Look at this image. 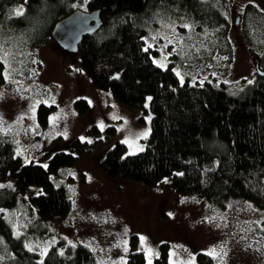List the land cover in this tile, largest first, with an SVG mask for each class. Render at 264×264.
Returning a JSON list of instances; mask_svg holds the SVG:
<instances>
[{
	"label": "rangeland",
	"instance_id": "374dc122",
	"mask_svg": "<svg viewBox=\"0 0 264 264\" xmlns=\"http://www.w3.org/2000/svg\"><path fill=\"white\" fill-rule=\"evenodd\" d=\"M212 1L230 19L234 62L229 72L214 68L226 63L223 55L215 58L216 64H208L216 41L210 18L178 2H165L150 14L145 48L157 66L163 65L158 67L179 72L176 76L180 82L183 77V83L214 81L236 87L243 79L253 81L257 59L246 38L255 47H264V0ZM203 3L207 10H216L209 0ZM250 3L262 11L247 9ZM185 23L192 28L183 27ZM11 39L12 44L5 43L0 51L5 68L0 132L10 137L20 163L8 170L0 189L17 193L18 204L6 211L15 234H23L33 219L41 217L33 198L44 193L41 185L23 189L17 172L30 163L47 170L50 158L63 152L77 162L50 173V178L68 190L72 207L64 217L47 219L48 226L34 228L39 235L49 229L54 241L63 242L62 250L86 246L96 264H127L130 254L142 252L147 264H153L166 244L170 264H198L200 253L218 264H264V212L250 203L223 200L221 208L213 199L177 193L168 177L148 187L102 171V161L117 143L126 145V155L145 150L154 116L149 97L144 108L135 109L117 101L111 91L96 89L82 69L79 53L65 52L52 37L38 51L39 81L29 55L19 51L20 47L26 51L30 39ZM216 43L224 47L221 41ZM80 99L90 106L85 115L76 109ZM41 105L55 108L45 125L38 118ZM145 132L146 137L141 135ZM28 247L44 257L51 245L38 238ZM213 248L218 256L209 254Z\"/></svg>",
	"mask_w": 264,
	"mask_h": 264
},
{
	"label": "trees",
	"instance_id": "16d2710c",
	"mask_svg": "<svg viewBox=\"0 0 264 264\" xmlns=\"http://www.w3.org/2000/svg\"><path fill=\"white\" fill-rule=\"evenodd\" d=\"M204 1L207 0H0V51L5 43L12 42L11 38H29L26 51L24 47L19 51L29 55L34 77L40 81L38 51L50 41L55 26L76 11L100 10L102 27L79 46L84 73L96 89L111 91L117 101L131 108H144L151 97L154 114L145 150L126 155V145L117 143L102 161V171L110 178L122 176L148 187L168 177L181 195H198L216 203L245 201L264 212V78L258 74L264 72V47H255L246 38L257 59V72L253 81L243 79L236 87L214 81L181 83L171 68L158 67L150 51L144 50L150 14L165 2H178L210 18L213 39L224 43V47L214 41L208 64H216L215 58L223 55L226 63L219 62L214 68L229 72L234 62L230 19L222 13L221 5L219 9L209 0L216 10H207ZM21 6L25 7L24 15L17 16L15 9ZM247 9L262 11L251 3ZM4 69L0 61V89L5 84ZM117 75L119 78L113 79ZM75 105L80 114L90 110L85 99ZM54 109L39 107L42 124L48 123ZM76 162V157L61 152L50 158L47 170L30 163L17 172L23 189L32 185L44 189L33 198L41 217L33 219L23 234L14 233L6 216V211L18 204L17 193L0 189V264H96L88 247L62 250L63 242L54 241L49 229L41 230L42 235L34 229L38 225L46 227L47 219L64 217L70 211L68 190L51 180L50 173L57 174ZM19 163L10 137L0 132V182ZM38 238L51 245L44 257L28 247L29 241ZM197 262L218 264L203 253L197 255ZM127 264H147V258L142 252H134ZM153 264H170L166 244Z\"/></svg>",
	"mask_w": 264,
	"mask_h": 264
},
{
	"label": "water",
	"instance_id": "95a60500",
	"mask_svg": "<svg viewBox=\"0 0 264 264\" xmlns=\"http://www.w3.org/2000/svg\"><path fill=\"white\" fill-rule=\"evenodd\" d=\"M102 25L100 10L76 11L55 26L52 38L65 52L78 53L84 38L94 35ZM258 74L264 78V72L258 71Z\"/></svg>",
	"mask_w": 264,
	"mask_h": 264
},
{
	"label": "snow or ice",
	"instance_id": "6c2138e0",
	"mask_svg": "<svg viewBox=\"0 0 264 264\" xmlns=\"http://www.w3.org/2000/svg\"><path fill=\"white\" fill-rule=\"evenodd\" d=\"M26 2H27V0H25V3H26ZM15 14H16L17 16H22V15H24V9H23V6H21L20 8L15 9ZM174 23H175V22L173 21L172 24H174ZM171 26H172V25H169V27H171ZM183 27L188 28V29H191V28H192V25H191V24H188V23H185V24L183 25ZM153 39H155V37H153ZM169 43H171V40H169ZM149 47H151V45H149ZM144 50L147 51L148 49L145 48ZM154 62H155V61H154ZM158 66H161V67H162L163 65H162V64H158ZM176 74H177V76H180V73H179V72H177ZM118 78H119L118 75L115 76V77H113V79H118ZM250 82H251V81H250ZM181 83H183V77H181ZM2 96H3V93H0V98H2ZM148 99L150 100L151 98L149 97ZM101 127H103V125H101ZM141 135H143V136L146 137V136H147V132L142 133ZM83 139H84V138L81 137V140H83ZM88 143H91V141H88ZM140 150L142 151L143 148H140ZM45 167H46V166H45ZM176 175H182V173H177ZM165 182H167V180H165ZM141 239L143 240V237H141ZM29 250L31 251V248H29ZM221 251H223V249H221ZM209 254L213 255L214 257L219 255V253H217V250H216L215 248H213ZM224 254L226 255L227 253H224ZM61 255H63L62 252H61ZM0 259H2V258H0ZM40 264H43V262L41 261ZM149 264H151V261H149Z\"/></svg>",
	"mask_w": 264,
	"mask_h": 264
}]
</instances>
